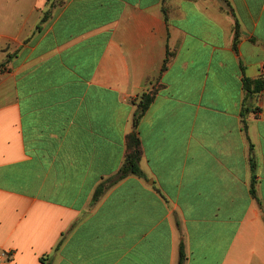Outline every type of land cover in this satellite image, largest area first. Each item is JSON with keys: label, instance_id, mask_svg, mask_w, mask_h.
<instances>
[{"label": "crops", "instance_id": "1", "mask_svg": "<svg viewBox=\"0 0 264 264\" xmlns=\"http://www.w3.org/2000/svg\"><path fill=\"white\" fill-rule=\"evenodd\" d=\"M3 63L0 264H264V0H0Z\"/></svg>", "mask_w": 264, "mask_h": 264}, {"label": "trees", "instance_id": "2", "mask_svg": "<svg viewBox=\"0 0 264 264\" xmlns=\"http://www.w3.org/2000/svg\"><path fill=\"white\" fill-rule=\"evenodd\" d=\"M50 13H46L43 22H46L48 19ZM241 38V33L239 29V25L236 27V38H235V47L237 48L238 43ZM8 62V61H7ZM6 62V63H7ZM168 60L165 62V65L163 69H166V64ZM6 63H3L0 65V70ZM244 88L247 93V97H255L262 93L264 90V76H260L257 79H250V78H245L244 79ZM155 99V91H152L151 93H145L142 95L140 103L138 105V111L134 117V131L128 135L127 137V152H126V158L124 165L120 171L119 174V179H125L128 176H138L142 177L143 173L140 168V162L143 157V147L141 140L138 135V126L144 117L145 113L147 110L150 108L152 105L153 101ZM254 169V165H253ZM104 192V189L100 187L95 194V197H100L102 196ZM253 195H255L254 187L252 189ZM184 260V255L181 252V257H180V264L183 263Z\"/></svg>", "mask_w": 264, "mask_h": 264}, {"label": "built area", "instance_id": "3", "mask_svg": "<svg viewBox=\"0 0 264 264\" xmlns=\"http://www.w3.org/2000/svg\"><path fill=\"white\" fill-rule=\"evenodd\" d=\"M2 257H3L4 259H7V258H9V255H8L7 253H2Z\"/></svg>", "mask_w": 264, "mask_h": 264}]
</instances>
